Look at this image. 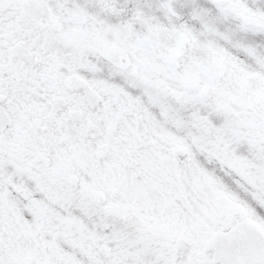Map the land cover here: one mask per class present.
Here are the masks:
<instances>
[{
  "label": "snow or ice",
  "instance_id": "obj_1",
  "mask_svg": "<svg viewBox=\"0 0 264 264\" xmlns=\"http://www.w3.org/2000/svg\"><path fill=\"white\" fill-rule=\"evenodd\" d=\"M0 264H264V0H0Z\"/></svg>",
  "mask_w": 264,
  "mask_h": 264
}]
</instances>
